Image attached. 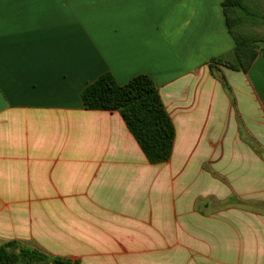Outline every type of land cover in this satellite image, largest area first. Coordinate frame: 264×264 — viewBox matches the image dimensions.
I'll return each mask as SVG.
<instances>
[{"label": "crops", "instance_id": "1", "mask_svg": "<svg viewBox=\"0 0 264 264\" xmlns=\"http://www.w3.org/2000/svg\"><path fill=\"white\" fill-rule=\"evenodd\" d=\"M223 1L0 0V245L264 264V41L247 73L213 63L235 46ZM105 73L152 80L167 162L150 165L117 112L84 109Z\"/></svg>", "mask_w": 264, "mask_h": 264}, {"label": "trees", "instance_id": "2", "mask_svg": "<svg viewBox=\"0 0 264 264\" xmlns=\"http://www.w3.org/2000/svg\"><path fill=\"white\" fill-rule=\"evenodd\" d=\"M221 8L235 46L229 59L212 62L247 73L261 54L256 43L264 41V0H224ZM211 70L214 72L213 67ZM223 85L227 90L226 84ZM80 98L85 110L117 112L150 165L170 159L174 127L148 76L138 75L119 85L110 73H105L87 85ZM0 264L80 263L50 255L27 242L12 240L0 245Z\"/></svg>", "mask_w": 264, "mask_h": 264}]
</instances>
